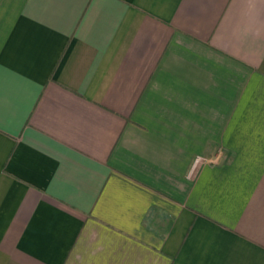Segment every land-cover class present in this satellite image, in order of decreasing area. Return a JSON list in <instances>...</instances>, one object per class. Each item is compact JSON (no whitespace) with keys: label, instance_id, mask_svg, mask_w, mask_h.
I'll list each match as a JSON object with an SVG mask.
<instances>
[{"label":"crops","instance_id":"1","mask_svg":"<svg viewBox=\"0 0 264 264\" xmlns=\"http://www.w3.org/2000/svg\"><path fill=\"white\" fill-rule=\"evenodd\" d=\"M0 264H264V0H0Z\"/></svg>","mask_w":264,"mask_h":264},{"label":"built area","instance_id":"2","mask_svg":"<svg viewBox=\"0 0 264 264\" xmlns=\"http://www.w3.org/2000/svg\"><path fill=\"white\" fill-rule=\"evenodd\" d=\"M202 161V158H196L195 159V163H194V166H197L198 165V163H200Z\"/></svg>","mask_w":264,"mask_h":264}]
</instances>
